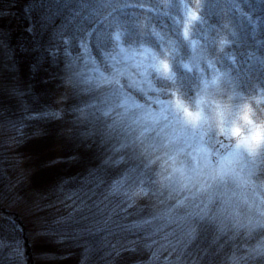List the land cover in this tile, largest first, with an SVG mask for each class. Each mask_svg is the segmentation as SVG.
Returning a JSON list of instances; mask_svg holds the SVG:
<instances>
[{"label":"rangeland","instance_id":"374dc122","mask_svg":"<svg viewBox=\"0 0 264 264\" xmlns=\"http://www.w3.org/2000/svg\"><path fill=\"white\" fill-rule=\"evenodd\" d=\"M262 19L264 0H0V264H170L199 234L177 264L217 243L264 264Z\"/></svg>","mask_w":264,"mask_h":264},{"label":"trees","instance_id":"16d2710c","mask_svg":"<svg viewBox=\"0 0 264 264\" xmlns=\"http://www.w3.org/2000/svg\"><path fill=\"white\" fill-rule=\"evenodd\" d=\"M67 1H69V0H62L63 3H66ZM263 20L264 19L261 20L260 24L263 22ZM240 36L241 37L245 36L244 32H241ZM232 39H233L232 37H228L229 44L232 42ZM205 41H206V39H205ZM229 44H227V45L221 44L223 49H222L221 53H219V55H217L218 58H219V61H220V65L224 67L223 69L227 68L226 66L223 65V61L224 60H226V59L233 60L229 56L233 46L242 45L243 41L241 39H237L236 40V44H232L230 46H229ZM239 50H240V52L237 53V54L232 50V58H233V56H237L238 55L237 59H240L243 56L242 52L244 51V49L242 48V49H239ZM236 72H237V69H236ZM229 74H231V76H232V72L231 71H229ZM224 78H227V77H224ZM239 88H240V90L249 89V88L245 87L243 84H240ZM257 99H264V96L262 95V93H261V95H259L257 97ZM79 212H82V211H79ZM104 234L110 236L111 232L102 231L101 228H96L95 230H92L90 232L89 239H91L92 241H94L96 243L89 248L90 249L89 256L91 254H92V256H95L100 250H103L106 247L107 242L109 240L104 236ZM219 240L221 242H223L222 238H219ZM206 243H207V237L201 236L199 234V236L197 237L196 240H194L188 246H186V248H184L185 250H182L181 249V245H180L178 254H181V255L178 256L175 261L172 260L170 264H177L176 262H178V261H180L182 259H192L191 254H193V257L196 258V255H197L196 252H199L201 245L203 247ZM216 245H217V250H215L214 248H211L205 254L203 253V255L199 256L198 263H202V264H228L229 255H230V247H229V245L225 244L224 246H220L218 243ZM246 251L247 250L245 249V246H243L241 248L239 247V249L237 251V254L239 255V257L242 260L244 259V262H245L244 264H257V257L252 259L246 253Z\"/></svg>","mask_w":264,"mask_h":264},{"label":"clouds","instance_id":"9594fccd","mask_svg":"<svg viewBox=\"0 0 264 264\" xmlns=\"http://www.w3.org/2000/svg\"><path fill=\"white\" fill-rule=\"evenodd\" d=\"M261 118L264 119V116H262Z\"/></svg>","mask_w":264,"mask_h":264}]
</instances>
